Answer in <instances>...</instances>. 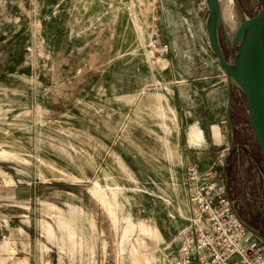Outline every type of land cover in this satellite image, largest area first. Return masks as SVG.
<instances>
[{"label":"rangeland","instance_id":"1","mask_svg":"<svg viewBox=\"0 0 264 264\" xmlns=\"http://www.w3.org/2000/svg\"><path fill=\"white\" fill-rule=\"evenodd\" d=\"M237 5L246 21L264 0ZM208 18L207 0H0V264H171L190 216L184 160L263 165ZM238 205L264 227L256 189Z\"/></svg>","mask_w":264,"mask_h":264},{"label":"built area","instance_id":"2","mask_svg":"<svg viewBox=\"0 0 264 264\" xmlns=\"http://www.w3.org/2000/svg\"><path fill=\"white\" fill-rule=\"evenodd\" d=\"M152 45L160 55L167 50L158 39H153ZM251 133L255 140L252 128ZM247 159L243 164L237 160L234 166L229 155L223 153L207 171L196 163L186 166L184 185L190 216L185 218L188 224L181 231L183 238L171 264H264V227L251 224L238 205L250 199L256 189L264 208L263 165L254 155ZM251 165L256 180L243 181L241 168L246 172ZM232 166L235 182L228 175ZM232 183L236 192L240 191V199L234 197Z\"/></svg>","mask_w":264,"mask_h":264},{"label":"water","instance_id":"3","mask_svg":"<svg viewBox=\"0 0 264 264\" xmlns=\"http://www.w3.org/2000/svg\"><path fill=\"white\" fill-rule=\"evenodd\" d=\"M209 18L207 33L212 51L229 77L236 80L242 91L251 128L255 137L264 169V5L259 13L242 25L246 29L239 48L238 67L234 75L228 73L217 37V0H207Z\"/></svg>","mask_w":264,"mask_h":264},{"label":"bare ground","instance_id":"4","mask_svg":"<svg viewBox=\"0 0 264 264\" xmlns=\"http://www.w3.org/2000/svg\"><path fill=\"white\" fill-rule=\"evenodd\" d=\"M217 11L224 24V32L230 48L229 53L233 59L235 69L231 74L234 75L236 67H238L239 48L246 31V29L242 30V25L245 23L244 14L242 15L237 0H217Z\"/></svg>","mask_w":264,"mask_h":264},{"label":"crops","instance_id":"5","mask_svg":"<svg viewBox=\"0 0 264 264\" xmlns=\"http://www.w3.org/2000/svg\"><path fill=\"white\" fill-rule=\"evenodd\" d=\"M191 136L192 137H198V132L197 131H194L193 130V128H192V130H191ZM225 141H226V139H225V136H222V134L220 135V137H217V139H215L214 141H213V144L214 145H218V146H222V145H224L225 144ZM203 155H206V154H201V156H203ZM192 157V154H190L189 155V158H191ZM189 158H186L185 160H184V163H182L181 165H182V167H181V169H185V171H186V166L187 165H189L190 163H195V160H189ZM197 159V158H196ZM180 165V166H181ZM201 168V167H200ZM202 169V168H201ZM66 225V224H65ZM67 226V225H66ZM3 247V245H1L0 244V249ZM0 254H1V252H0ZM109 257H110V255H109ZM8 258L9 259H13V255L12 254H10L9 256H8Z\"/></svg>","mask_w":264,"mask_h":264}]
</instances>
